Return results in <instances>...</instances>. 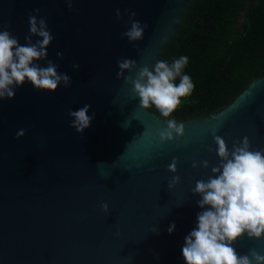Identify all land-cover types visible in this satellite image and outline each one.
<instances>
[{
    "label": "water",
    "instance_id": "1",
    "mask_svg": "<svg viewBox=\"0 0 264 264\" xmlns=\"http://www.w3.org/2000/svg\"><path fill=\"white\" fill-rule=\"evenodd\" d=\"M190 1L76 0L69 11L64 0H0V26L11 25L21 44L30 34L29 14L40 9L54 37L48 59L72 80L54 94L26 83L14 100L0 103V264H186L182 247L201 211L192 189L211 175L192 163L218 164L213 131L230 150L244 136L253 150H264V77L222 112L177 121L185 138L167 144L158 140L166 121L142 109L117 79L120 58L152 68ZM116 9L135 11L148 26L141 41L121 39L128 17L118 20ZM85 104L96 115L81 136L67 113ZM21 128L26 136L18 140ZM173 157L182 182L169 189ZM235 248L264 254V240L245 236Z\"/></svg>",
    "mask_w": 264,
    "mask_h": 264
},
{
    "label": "clouds",
    "instance_id": "2",
    "mask_svg": "<svg viewBox=\"0 0 264 264\" xmlns=\"http://www.w3.org/2000/svg\"><path fill=\"white\" fill-rule=\"evenodd\" d=\"M64 2L69 11L74 10L76 0ZM115 15L121 21L128 17L129 27L121 33V39L133 44L143 39L148 26L136 18L135 11L116 9ZM28 22L30 34L25 36L24 44L12 35L9 30L11 25L0 26V103L14 100L15 90L26 83L38 92L53 94L61 85L65 89L72 86L71 77L60 72L59 66L48 59V49L54 37L47 20L40 17V9H34L29 14ZM33 37L38 39L33 42ZM56 56L63 61L62 52H57ZM40 61H46V67L40 66ZM188 63L186 55L171 63L158 59L151 69L147 65H138L133 59L117 60V79L130 86L132 96L139 98V106L144 110L154 106L165 118L167 127L158 136L161 144L185 138L184 123H178L171 117L180 107L182 98L191 96L195 87L190 76L183 74ZM72 68L78 71L80 65L73 63ZM177 78L179 83H176ZM90 110L89 104L77 110H68L69 127L81 136L95 119V112L89 115ZM25 136L23 128L16 132L18 140ZM212 138L218 164L210 165L208 160H194L192 163L194 169L201 166L210 169L211 175L206 180H197L192 189V194L200 197L197 205L201 211L197 214V226L185 237L183 258L186 264H264V254L260 251L253 248L241 255L235 248V244L245 236L249 240H264V150H253L247 136L234 141L231 150L226 140L215 131ZM208 151L213 149L208 148ZM178 163L179 160L173 157L168 165V171L173 174L169 189L182 182L177 174ZM101 208L106 216L111 214L107 203H103ZM152 231L157 232L158 229L154 227ZM174 231L173 223L168 232L172 234Z\"/></svg>",
    "mask_w": 264,
    "mask_h": 264
},
{
    "label": "trees",
    "instance_id": "3",
    "mask_svg": "<svg viewBox=\"0 0 264 264\" xmlns=\"http://www.w3.org/2000/svg\"><path fill=\"white\" fill-rule=\"evenodd\" d=\"M185 55L183 74L195 87L171 118L182 122L222 112L264 77V0H191L159 59L171 63Z\"/></svg>",
    "mask_w": 264,
    "mask_h": 264
}]
</instances>
